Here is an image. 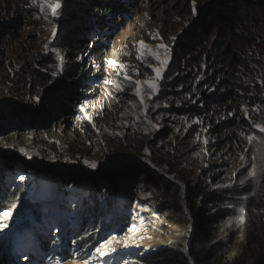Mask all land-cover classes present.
Returning a JSON list of instances; mask_svg holds the SVG:
<instances>
[{"label":"rangeland","instance_id":"1","mask_svg":"<svg viewBox=\"0 0 264 264\" xmlns=\"http://www.w3.org/2000/svg\"><path fill=\"white\" fill-rule=\"evenodd\" d=\"M105 1H92L101 4L92 11L89 0H61L54 20L42 0H0V211H11L0 227V264H146L167 252L193 261L186 235L215 212L212 197L260 175L246 168L264 156V133L252 127L264 126V106L253 101L264 95V41L246 46L234 70L222 55L236 50V30L219 16L241 0H196V14L192 0ZM141 42L171 50L172 78L145 100L157 128L124 79L153 75ZM53 45L66 57L62 72ZM236 115L244 126L233 127ZM256 188L248 218L217 219L228 230L248 223L216 251L228 264H249L257 251L248 248L264 222V187Z\"/></svg>","mask_w":264,"mask_h":264},{"label":"trees","instance_id":"2","mask_svg":"<svg viewBox=\"0 0 264 264\" xmlns=\"http://www.w3.org/2000/svg\"><path fill=\"white\" fill-rule=\"evenodd\" d=\"M89 1H91L89 4L91 3L92 11L101 8V4L99 3H93L92 5V1L95 0ZM241 2L242 6L240 8L234 9L232 12L226 13L225 15L220 14L219 16L220 19L224 20L225 23L228 24V27L232 31L236 30V33H234L233 36V41L235 43L233 46L236 47V50H233L231 46H226L224 50H222V55L225 56L224 59L227 60V65L232 66L233 70L239 63H241L243 55L250 51L248 49L249 46L258 40L264 41V0H241ZM105 4V7L109 8V6L113 5V0H106ZM235 71L238 73L237 69ZM225 75L229 76L230 74L225 72ZM241 75L243 76L244 74ZM236 76H238V79L241 78L239 74ZM263 100L256 99L253 101H257L259 104L264 106ZM236 118L239 119V122H236L233 127L245 125L246 121L244 119L237 115ZM232 119H234V117ZM230 122V127H232L233 120H230ZM233 143L237 144L239 143V140H233ZM246 169L249 171L250 168ZM149 174L152 177V173L149 172ZM149 174L143 172L141 173V176L146 177V175ZM256 186L259 188L264 187V174H260L255 182L248 181L246 184H239L235 185V187L223 189L222 191L224 194H221L216 199L212 197V201L209 197L205 198L216 203L217 207L213 214L205 213L203 217L199 219L195 226V231L191 241L186 235L185 242L187 243H185L184 246H188L190 258H192L193 261H190L188 257L181 253H175L173 256H168L167 252L162 253L159 256H155L157 254L151 255L150 258L146 259V264H212V262L216 259H218L219 264H228L226 256H223L221 253L216 251H218L227 241L225 237L238 232L240 228L244 229L248 223H245L244 220L237 219L242 222H238L236 227H234L235 224L230 223L229 225H231L230 227L232 229L228 230V227L222 228L223 225L217 223V219H221L225 222L230 218H237L238 215L242 218H248V216H250L249 212L252 211L255 204L254 202L249 201V197H251L253 192H257ZM94 216L98 221L99 215L96 214ZM108 220L109 219H106V222ZM122 220L124 221L125 219L122 218ZM104 223L105 217L103 216L102 221L100 223L98 222L97 225H99L100 228H103ZM89 227H91V224L85 225L84 228ZM254 236L255 239L252 242H248V248H251V245H256L257 251L253 252V258L249 264H264V222L260 221L259 231L254 232ZM218 244L220 245L217 246ZM220 256H222V258ZM229 264L240 263L234 260Z\"/></svg>","mask_w":264,"mask_h":264},{"label":"snow or ice","instance_id":"3","mask_svg":"<svg viewBox=\"0 0 264 264\" xmlns=\"http://www.w3.org/2000/svg\"><path fill=\"white\" fill-rule=\"evenodd\" d=\"M63 5L61 3V0H51V2H44L42 0L40 9L43 12L45 9L48 10V14L55 20L59 19L61 16ZM192 10L193 14H196L197 6H196V0H192ZM47 18V15H46ZM57 35V27L54 25L52 28V37L55 38ZM175 39V38H173ZM141 48L145 49V52L142 53V55L150 56L155 62V65L149 64L147 67L151 68L152 76L150 79L145 80H133L131 77H128L127 74H125L124 79L129 82V84H135V92L134 95L139 98V103L142 109V112L145 114V120L147 123L151 124L153 128H157L158 126L156 124H152L151 120H148L146 113L148 111V105L145 103V100H152L153 97L159 96L161 91L165 88V81L172 78L171 72H168V75H165V72L168 71L169 68V62L171 58V50L168 46L164 44H160L158 47L162 49V52L159 51H153L151 49H148L146 45L141 42ZM51 53L55 56V59L57 61V68L62 72L66 67V57L61 54V50L54 45L50 49ZM138 59L140 56L137 57ZM77 60L83 59L82 57H76ZM110 65L115 64L114 61L108 62ZM120 68H124L123 65L119 66ZM262 85H264V82H261ZM182 87V86H181ZM190 98V97H189ZM192 103H195V100L191 101ZM164 107H168L169 105L165 103L163 105ZM135 107V105H133ZM160 107V103H154L152 105V108H158ZM83 110V109H82ZM245 113V118L249 120L250 123H252V116L249 115V110L247 108L242 109ZM253 114L258 112V109L254 108L251 110ZM231 115V114H230ZM159 119L160 117H156ZM194 123H200V121H194ZM252 127L257 129L259 133H264V126H262L259 123H252ZM258 137L255 135L249 136L248 140L249 142L253 140H257ZM204 143H207V140L204 141ZM260 143L264 144V140H261ZM27 155V154H25ZM28 159H31V156H28ZM85 163L95 169L97 167V164L95 162H87ZM264 174V156L260 158V163H257V157L256 155H253L252 157V163L251 168L247 172L248 177L255 178L257 174ZM21 180H23V177H20ZM241 184L244 183V180L240 181ZM11 216V211H0V227H6V224L4 221ZM100 251V254L106 255L102 250Z\"/></svg>","mask_w":264,"mask_h":264},{"label":"water","instance_id":"4","mask_svg":"<svg viewBox=\"0 0 264 264\" xmlns=\"http://www.w3.org/2000/svg\"><path fill=\"white\" fill-rule=\"evenodd\" d=\"M191 233H190V239H192V237H193V234H194V227L192 226V228H191V231H190ZM191 241V240H190Z\"/></svg>","mask_w":264,"mask_h":264},{"label":"bare ground","instance_id":"5","mask_svg":"<svg viewBox=\"0 0 264 264\" xmlns=\"http://www.w3.org/2000/svg\"><path fill=\"white\" fill-rule=\"evenodd\" d=\"M116 63H117V61H116Z\"/></svg>","mask_w":264,"mask_h":264}]
</instances>
